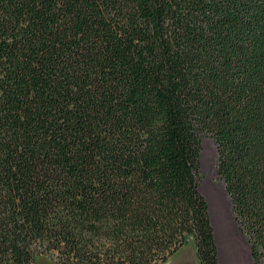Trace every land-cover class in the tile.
Segmentation results:
<instances>
[{"label": "trees", "instance_id": "16d2710c", "mask_svg": "<svg viewBox=\"0 0 264 264\" xmlns=\"http://www.w3.org/2000/svg\"><path fill=\"white\" fill-rule=\"evenodd\" d=\"M205 138L264 264V0H0V264H219Z\"/></svg>", "mask_w": 264, "mask_h": 264}, {"label": "rangeland", "instance_id": "374dc122", "mask_svg": "<svg viewBox=\"0 0 264 264\" xmlns=\"http://www.w3.org/2000/svg\"><path fill=\"white\" fill-rule=\"evenodd\" d=\"M218 162L216 143L210 138H205L201 154L199 191L204 199L207 198L212 205L219 240V248L217 244L219 264H254L250 244L247 237L240 231L232 202L226 192L225 184L218 174ZM220 259L222 263H220ZM36 264L56 263L48 257L42 256ZM166 264H200L193 241L190 240Z\"/></svg>", "mask_w": 264, "mask_h": 264}, {"label": "bare ground", "instance_id": "6f19581e", "mask_svg": "<svg viewBox=\"0 0 264 264\" xmlns=\"http://www.w3.org/2000/svg\"><path fill=\"white\" fill-rule=\"evenodd\" d=\"M206 200H207L209 208H210V215H211V219H212V224H213V227L215 229V236H216V240H217V244H218V248H219V240H218V237H217V230H216V225H215V222H214L212 205H211V202L207 198H206ZM220 263H222L221 259H220Z\"/></svg>", "mask_w": 264, "mask_h": 264}]
</instances>
